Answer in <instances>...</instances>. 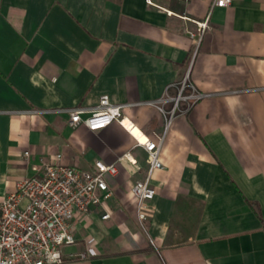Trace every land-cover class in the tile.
<instances>
[{
    "label": "crops",
    "instance_id": "obj_1",
    "mask_svg": "<svg viewBox=\"0 0 264 264\" xmlns=\"http://www.w3.org/2000/svg\"><path fill=\"white\" fill-rule=\"evenodd\" d=\"M210 2L0 0V200L56 154L89 169L129 151L140 166L116 163L110 217L78 218L63 264H264V0ZM207 11L195 42L188 31ZM186 71L204 96L169 118L139 222L129 186L143 176L140 149L115 123L69 126L65 110L106 94L127 129L154 138L164 117L147 102L163 98L168 118Z\"/></svg>",
    "mask_w": 264,
    "mask_h": 264
},
{
    "label": "built area",
    "instance_id": "obj_2",
    "mask_svg": "<svg viewBox=\"0 0 264 264\" xmlns=\"http://www.w3.org/2000/svg\"><path fill=\"white\" fill-rule=\"evenodd\" d=\"M229 2L230 0H211L210 6H226ZM208 16L209 11L201 21L195 22L196 32L188 31L195 42L208 28ZM186 78L187 71L181 80L177 95L172 98L173 106L168 112V118L161 107L163 98L147 102L164 117L163 131L154 134V138L139 128L143 139L139 140L133 136L123 125V120L127 119L121 113L123 104L111 103L106 94H101L96 107L87 112L79 107L65 110L69 126L81 124L90 131H96L115 123L132 137V147L140 149L145 164L143 176L129 186L135 216L139 222L146 218L148 202L154 194L149 177L154 170L162 167L159 148L169 118L175 110H181L178 108L179 101H184L185 107L182 111H185L204 96L191 84L186 83ZM184 86L190 90L187 95L181 92ZM84 112L86 114L82 116ZM121 161L131 171L140 168L137 158L129 151L120 154L113 162L95 159L89 169L62 164L56 154L37 174L18 179L0 200V264H63L61 247L74 243L75 221L94 209L101 210V220L110 217L106 205L111 196L108 181L117 174L116 163ZM76 258H85V253H78Z\"/></svg>",
    "mask_w": 264,
    "mask_h": 264
},
{
    "label": "rangeland",
    "instance_id": "obj_3",
    "mask_svg": "<svg viewBox=\"0 0 264 264\" xmlns=\"http://www.w3.org/2000/svg\"><path fill=\"white\" fill-rule=\"evenodd\" d=\"M120 206L123 209L124 217H127L129 219H132L134 217L133 213H132V202L128 196H126L124 199H122V204ZM138 229L140 231L142 230L140 225L138 226Z\"/></svg>",
    "mask_w": 264,
    "mask_h": 264
},
{
    "label": "bare ground",
    "instance_id": "obj_4",
    "mask_svg": "<svg viewBox=\"0 0 264 264\" xmlns=\"http://www.w3.org/2000/svg\"><path fill=\"white\" fill-rule=\"evenodd\" d=\"M125 120H127V119H124V120H123V125H124V121H125ZM127 121H128V120H127ZM128 122H129V121H128ZM129 123H130V122H129ZM130 125H131V124H130ZM125 128H126V127H125ZM131 128H132V129H137V128L134 127L133 125H131ZM128 130H129V129H128ZM129 131L131 132V134H133L131 130H129ZM138 132H139V130H138ZM133 136H135V135L133 134ZM135 137H137L139 140H141V138H142V136H141L140 133L138 134V136H135Z\"/></svg>",
    "mask_w": 264,
    "mask_h": 264
},
{
    "label": "trees",
    "instance_id": "obj_5",
    "mask_svg": "<svg viewBox=\"0 0 264 264\" xmlns=\"http://www.w3.org/2000/svg\"><path fill=\"white\" fill-rule=\"evenodd\" d=\"M185 90H186V88H185V86L182 88V90H181V92L183 93V92H185ZM179 103V102H178ZM181 106H182V109L185 107L184 105H182L181 104ZM179 108V107H178ZM256 212V211H255Z\"/></svg>",
    "mask_w": 264,
    "mask_h": 264
}]
</instances>
